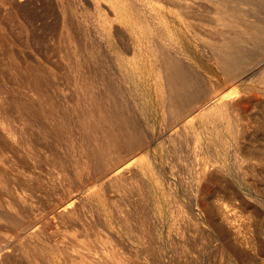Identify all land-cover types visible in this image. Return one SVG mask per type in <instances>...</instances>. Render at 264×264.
I'll list each match as a JSON object with an SVG mask.
<instances>
[{
  "label": "bare ground",
  "instance_id": "6f19581e",
  "mask_svg": "<svg viewBox=\"0 0 264 264\" xmlns=\"http://www.w3.org/2000/svg\"><path fill=\"white\" fill-rule=\"evenodd\" d=\"M138 1L107 0L105 12L87 0H0V264H66V252L68 264L79 259L69 247L50 241L48 228L45 236L51 222L73 232L85 254L95 257L94 247H104L95 264H106L107 258L142 264L141 247L161 261L162 235L175 253L177 231L186 235L190 225L198 237L181 236L184 258L180 263L179 254L167 257L170 264H195L187 253L218 240L215 229L206 228L204 188L211 182L209 171L220 172L226 162L217 142L228 130L229 113H239L248 94L236 83L247 65L264 62V23L259 22L264 11L253 22L256 18L245 20L248 14L238 8V18L237 10H230L264 7V0H142L158 12L161 37L141 19ZM195 36L203 45L201 61L226 87L173 49L175 42ZM138 48L154 76L156 129L167 137L168 168L176 181L190 182L187 196L197 211L189 217L182 202L169 200L166 227L152 214L148 191L158 189L166 197L167 180L150 166L154 138L128 70L138 62ZM118 52L131 57L125 60ZM259 73L264 82V66ZM251 151L242 159L264 166V144ZM146 177L151 184H145ZM162 207L157 208L164 214ZM183 213L190 227L179 223ZM3 227L10 235L4 236ZM215 245L223 252L222 243Z\"/></svg>",
  "mask_w": 264,
  "mask_h": 264
},
{
  "label": "rangeland",
  "instance_id": "374dc122",
  "mask_svg": "<svg viewBox=\"0 0 264 264\" xmlns=\"http://www.w3.org/2000/svg\"><path fill=\"white\" fill-rule=\"evenodd\" d=\"M32 1H34V0H32ZM89 1L90 2H88V0H87V3H92V5L97 6L102 11L108 12V10H106L107 8L109 9V7H107V5H106L107 0H89ZM83 2H84V0H83ZM85 2H86V0H85ZM138 3L140 5V9H141V19L143 21L146 20V22H151L154 26V30L157 33H159L160 34L159 36L161 37L163 34L162 33L163 23H161V22L157 23L156 22V21H159L158 19H161V18L157 17L158 15H156V14H158V12H156L155 9L152 10L151 7H145L144 1H142V0H139ZM101 4L103 7L100 6ZM194 8H196V7H194ZM232 8H233V10H232ZM232 8H231L230 12H234L238 8V10L241 12L242 16H244L245 14H248L247 16L245 15V18H246L245 20H249L248 18H250V17L252 20L256 18L255 21L253 20V22H257L258 21L257 18L260 17V14L262 13V11H264V10H262V9H264V7H255V8L254 7H236V8L232 7ZM238 10L233 14L235 16L237 15L236 18H238V15L241 16L238 13L239 12ZM241 10H243V13ZM260 11H261V13H260ZM257 12H259V13H257ZM255 13H256V15H254ZM261 17H264V14H261ZM251 19L249 21H251ZM259 22L264 23V19H262ZM164 37L166 39V36H164ZM194 39H196V40H194ZM199 43H200L199 39L195 36V38L191 37L188 39H182L181 41L175 42L174 43L175 47L174 46H172V47L177 53L182 54V56H185L187 61H189V63H192V61H196V62H198V64L201 67H203V69H205V71L211 72L209 67L201 61L200 57L202 56L201 51L203 49V47H201V46H203V45L202 44L198 45ZM205 45H206L205 48H207L208 50H210L212 47L211 43L208 44V42H206ZM137 53L140 54V55H137V58H139L138 62H137V64L132 63V66H130V68L128 69L131 71L130 72L128 71V72L130 74L132 81L134 82V86L136 85L135 86L136 87L135 88V92H136L135 98H136L137 102H139V109H140V112L142 113L141 115L145 119H147V120L149 119L148 121L150 122V125H151V131H152L153 138H154L152 150L153 149L154 150L150 152L151 153L150 157H149L151 159L150 160V166L154 169V172L158 173L159 175L162 176V178L164 177V179L167 180L166 197L164 195H161V193H159L158 189H157V192L155 191L154 188L152 189V191H148L149 192L148 194L150 196L149 201L151 203L150 204L151 205L150 210H151V212L153 211L152 214L155 217L158 214L156 219L160 220L159 222L160 223L162 222L161 225L166 227V225L169 221L166 203L169 200L172 199L173 201H177L179 204H180V202H182L180 205L184 209V211H186V213L188 212L187 216H189V217L195 216V214L197 216V211L195 210V207L192 206V204L190 203V196L189 195L187 196V193L190 194V192H191L190 182H188V180H185V179L182 180L183 182L180 181L182 184L179 181H176L177 178L174 177L173 172H172V168H168L167 163H168L169 154L166 151L167 137L164 134H162L161 132H159L160 131L159 129H156L157 122H158V119H156V118H158V114H159L158 113L159 105H158L157 101H155L157 99L156 88H154L152 83H151L152 80L154 79V76L152 74V71L148 67V64L144 63L141 60V48L140 49L138 48ZM119 54L125 60L126 59L129 60L131 57V54L129 55V53H119ZM126 54H127V56H126ZM128 55H129V57H128ZM261 61H260V63L259 62L250 63L249 64L250 66L247 65L245 67L246 73L243 70L240 81H238L236 83L237 86H239V88H242L244 90L246 89L245 94L246 93H248V94L244 95L245 97L243 98L242 101L245 104L246 103L247 104L245 105L243 103L242 110H240L239 113H236V112H235V114H234V112L229 113L228 130H226V127H225L224 136H222V138H219L218 139L219 141L217 142V148H220L218 156L219 157L224 156V159H225L224 161H226L227 163L224 161H223L224 163H221V166H220L221 169H220V172H218V173H214L211 170L209 171V173H210L209 180L211 179V182L208 181V186L206 188H204V196L206 197L204 200V204L206 206V211H205V208H203L204 209L203 213H204L206 220H207V223L209 225V227H206V228L208 230L214 228L215 229V230L213 229L214 232L218 233V234H216L218 236V240L214 241V243L212 241L208 242L206 240L203 243L204 244L203 248L205 250L202 248L198 249L196 247L198 250H196V252H193L192 255H191V253H187L188 254L187 256H189V254H190L189 257L192 256L191 259L193 258V260H195V262H196L195 264H264V168H262L264 166L253 165V164H250L247 160H243L244 158L247 157V155L249 153H250L249 155L252 154L251 150L254 149V151H255V149L257 150V147L259 148L262 146V144H264V129H262V127H264V126H262V125H264V95H262V94H264V82H262L261 79L259 80V77L261 78V74L259 72L262 70V66H264V62H261ZM247 69H249V70H247ZM132 70H134V71H132ZM212 74L214 75V77L217 80L220 81V82L219 81L218 82L221 83V85H223L224 83H225V87H226V85H228L219 76H217L216 73H212ZM142 75H143V77H142ZM262 76H264V75H262ZM135 79H136V81H135ZM262 79H264V78H262ZM138 81H139V83H138ZM138 85L140 86V88H138L139 87ZM146 89H148V90H146ZM139 95H141V96H139ZM150 99H151V101H150ZM256 108H257V110H256ZM232 114H234L233 116H236V117H233ZM241 115H242V117H241ZM152 116L153 117L155 116V117L153 118ZM241 119H243L242 120L243 122L241 121L242 123L239 122ZM244 123L246 124V127H245ZM153 125H155L154 129H153ZM229 125H230V127H229ZM238 126L239 127L241 126V127L238 128ZM157 132H158V134H157ZM261 132H262V134H261ZM156 135H157V137H156ZM161 142H162V144H160ZM164 144L166 146H164ZM242 146H245L246 148H243ZM240 147H242V148H240ZM244 149L247 150L246 151L247 153H245ZM237 151H238V153H237ZM163 152H165V153H163ZM236 155H238V156H236ZM243 155H244V157H243ZM242 157H243V159H242ZM228 161H229V163H228ZM160 162H161V164H159ZM230 166H232L233 168H231ZM250 166H252V167H250ZM146 167L147 166L145 164L143 167H141L143 173L147 172ZM148 167H149V165H148ZM239 167H240V169H239ZM155 168L157 170H155ZM158 168H160V169H158ZM230 168H231V171H230ZM234 168H236V169H234ZM241 168H242V170H241ZM244 170L247 172H245ZM169 173H171V174H169ZM167 175H170V176H167ZM221 179H223L225 181H223V180L221 181ZM147 180H148L147 177L145 178V180H143L145 182V184L146 185L151 184L152 179L150 178L149 179L150 181H147ZM177 182H179V183H177ZM172 183L175 186L172 185ZM170 185H172L173 187L172 186L170 187ZM187 188L190 189V191L186 190ZM172 189H173V191H172ZM209 191H210V193H209ZM181 194H183V195H181ZM184 194H185V196H184ZM159 196H160V198H158ZM186 196H187V198H186ZM180 198H182L183 200ZM179 199H180V201H178ZM159 201L162 203V206H163L162 210L164 209V214L160 212V209H158L160 204H161ZM184 204L186 205V208H185ZM164 205H165V207H164ZM192 207H193V209H192ZM156 211H158L159 213ZM155 212H156V214H155ZM186 213L182 214V216L179 219V223L182 225V227L187 228V227L191 226L190 229L191 228L192 229L190 231L192 232L193 235L191 234V232H188V234H186V235L184 234L185 236L184 235L182 236V234H183L182 229H179L176 233V237L178 238V242H180V246H179L178 251H176L175 253H172V250L169 248V246L167 244L168 240L165 239L166 234L164 235L162 233L163 234V235L161 234L163 237L162 242L164 243L165 246L161 247L160 255H161V259H162L161 261H163V262L165 261V262L161 263L160 260H153V258L150 257L146 252H145L146 254L143 253L145 250L141 247L139 250L141 252V263L142 264H159V263L170 264V262L168 260L170 257H172V259L178 258L177 259L178 262H179V260L184 258L183 254L185 252H184V248L182 246L183 240L180 241L179 240L180 237L182 236L183 237L182 239H184L185 237L186 238H190V237L191 238H197L198 237L197 232H195L196 234H194V228L192 227V225L189 226V223L187 224L188 217L186 216ZM192 213H194V214H192ZM184 223L186 224V226L184 225ZM51 224H53V225L49 226V224H47L48 227L46 225V227L44 228V231L46 234V235L45 234L44 235L45 236L50 235L49 240L53 241L54 244L62 246V248L64 247V245L66 246V248L69 247V248H67V251L68 250L71 251V252L68 251L69 253H71V255H72V253H74L73 254L74 256H79V259H76V260L71 259L70 260L71 264H95L96 260H100V259H96V257L99 256V258H100L102 248H104V247L98 246V245L94 247L97 249L95 252L96 253L95 257L93 254H92V256L90 254H85L84 253L85 250L79 245L76 238L74 236H72L73 232L70 234L71 231H69V233H68L65 228L60 226V224L54 225V222L53 223L51 222ZM53 226L54 227L56 226L55 228H57V229H55ZM58 227H61V228H59L60 230L58 229ZM47 228L54 235H51L50 232L48 235L47 231H49V230ZM45 229H47V230H45ZM62 229H63L62 233H64V231H65L64 234L61 233L63 235V238L65 237L63 242L61 240H59V239H62L61 236H58V235H61L60 232L62 231ZM2 230H3L2 232H4V236L10 235V232H9V234L8 233L5 234V232L9 231L8 227L6 229H4V227H3ZM57 230H58V232H57ZM54 232L56 233V235ZM57 233H59V234H57ZM1 235H3V233H1ZM51 236H55V238H53V237L51 238ZM56 238L57 239L59 238V239L57 240ZM53 239H55V241ZM67 240L68 241L70 240V242H72V241L73 242L72 243H69V242L66 243L65 241H67ZM218 242L223 244V246L221 247V250L223 252H217L219 250H216L215 247H217V246L215 244L217 243V245H218ZM109 243L110 242H107V243H105V245L108 247H112V245L111 244L109 245ZM63 252H64V250H63ZM161 253H163V254H161ZM63 254L67 258V260H66V258H65V260L67 261L66 264H68L69 258H68V256H66L67 252L63 253ZM178 254H179V256H178ZM164 255H166V256H164ZM195 255L197 258L199 257V260H200L199 262H198V259L195 258ZM127 256L130 259H132L130 254H127ZM175 256L176 257L178 256V257L175 258ZM101 257H102V255H101ZM167 257H169V258H167ZM182 260L180 261V263L182 262ZM105 263L106 264L107 263L108 264H116V261L113 258H107Z\"/></svg>",
  "mask_w": 264,
  "mask_h": 264
}]
</instances>
